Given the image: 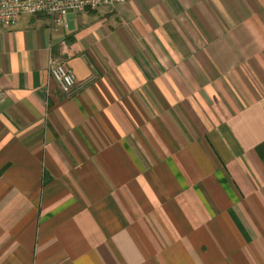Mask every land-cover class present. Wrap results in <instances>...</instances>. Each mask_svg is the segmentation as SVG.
Listing matches in <instances>:
<instances>
[{
  "label": "crops",
  "instance_id": "crops-1",
  "mask_svg": "<svg viewBox=\"0 0 264 264\" xmlns=\"http://www.w3.org/2000/svg\"><path fill=\"white\" fill-rule=\"evenodd\" d=\"M67 21L0 28V264H264V0Z\"/></svg>",
  "mask_w": 264,
  "mask_h": 264
},
{
  "label": "built area",
  "instance_id": "built-area-1",
  "mask_svg": "<svg viewBox=\"0 0 264 264\" xmlns=\"http://www.w3.org/2000/svg\"><path fill=\"white\" fill-rule=\"evenodd\" d=\"M123 2L125 0H0V28L14 27L23 15H46L53 36L59 28L68 29L67 16L71 13H84ZM60 46L61 50H66V40ZM48 66L51 77L61 90L70 93L76 85V78L66 60L51 54Z\"/></svg>",
  "mask_w": 264,
  "mask_h": 264
}]
</instances>
